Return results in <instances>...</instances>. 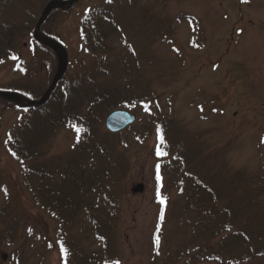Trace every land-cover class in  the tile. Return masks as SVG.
Listing matches in <instances>:
<instances>
[{
	"label": "rangeland",
	"instance_id": "374dc122",
	"mask_svg": "<svg viewBox=\"0 0 264 264\" xmlns=\"http://www.w3.org/2000/svg\"><path fill=\"white\" fill-rule=\"evenodd\" d=\"M50 1L0 0V30H14L0 91L22 84L36 100L50 87L58 59L33 41ZM53 21L69 65L52 115L0 99V264H264V183L249 195L264 180V0H81ZM79 86L83 111L114 93L95 112L101 146L59 119L75 106L61 90ZM118 110L138 118L119 135L105 125ZM38 121L44 156L25 160ZM228 207L251 213L209 222Z\"/></svg>",
	"mask_w": 264,
	"mask_h": 264
},
{
	"label": "trees",
	"instance_id": "16d2710c",
	"mask_svg": "<svg viewBox=\"0 0 264 264\" xmlns=\"http://www.w3.org/2000/svg\"><path fill=\"white\" fill-rule=\"evenodd\" d=\"M63 12L61 11H57L56 13H54L51 17L48 18L47 22L45 23L43 29H42V32L48 36V37H52L54 39H57L59 40V38L57 37V32L53 30V28L51 27V25L54 23V19L56 17H58V15H61ZM3 29H6L3 27ZM7 30V29H6ZM13 29L11 28L9 30V33H7V35H3L4 31L2 32L0 30V41H2V46H3V49L4 48H10L11 47V43L13 42V39H12V33H13ZM60 41V40H59ZM12 48L8 49L11 50ZM8 51L7 53H5V55H8ZM49 52V51H48ZM4 52H2L0 54V57H3L2 55ZM53 56V55H52ZM53 59L56 60L55 56H53ZM48 68V72H49V76H50V80H52L53 76L55 75V72L57 71L55 67H52V65H48L47 66ZM93 80V79H92ZM63 81V80H62ZM94 81V80H93ZM139 85V84H138ZM140 86V85H139ZM136 88V84L134 82H132V86L131 88H129L128 90L132 89L134 90ZM63 89V88H62ZM28 90L31 91L30 89H28L27 86H24L22 84H20L18 87H16L15 89H6V91H11V92H18V93H21L23 94L24 96L30 98V99H35V96L32 94V93H28ZM78 90H81V87H76V88H73V89H63L61 91H66L65 94H63L64 97L68 98V97H71L72 99L74 98V100H70V101H67L65 104H64V108L69 105L70 102H74V105L75 106H71V109L69 112L68 111H62V112H59V119L62 122L66 124H69V123H73V126H76L77 127V124L79 126V124L81 125H85L84 126V129L82 130L84 135L85 136H82L81 135V141L80 143L83 141V143H86L88 144V147H89V138H91V143H92V148H93V145L95 144H98V146H101L100 144L101 143H97V138L95 136H91V131L93 130V128H96V121H95V112L98 110V108L103 105V104H109L110 100L114 98L113 94L114 93H104L102 95H99L97 97V100L90 103V106L87 108V110H84V107L82 106V102H80V98H79V95H78ZM143 94V93H142ZM78 95V96H77ZM127 97L128 99H132V98H136V97H140L141 100L142 98L145 97V93L143 95H134V94H127ZM123 100H125L123 98ZM127 100V99H126ZM51 101V100H50ZM50 101L49 103H47L44 107H41L37 110H34V109H30V110H27L26 112H30L33 116H37V115H40V117H43V118H47L49 117V115H52L50 114V111L52 109L49 108L48 106L50 105ZM11 105V103H10ZM48 112V113H46ZM34 126L36 128H32L31 130L27 131V129L25 128L23 130V133H25V131H27V136L28 137H35V134L36 133H45L44 134V138L42 140H37L35 142V146L32 147V148H28L26 149V147H24V149H22L23 152H21L20 154L24 155L25 156V160H34V159H40V158H43V153H42V148L43 146L45 145V142H46V139L47 137L49 136V133L45 130H43L41 127H42V124H40V121H38V124H34ZM157 128L161 129L162 127L164 128V126L162 124H159L158 126H156ZM154 127V128H156ZM120 134V133H119ZM117 134V135H119ZM111 135V134H109ZM91 136V137H90ZM94 139V140H93ZM12 143H14V141H12ZM33 144L32 143V140L30 141L29 143V146ZM24 146V145H23ZM98 151V149H96ZM164 151L165 153H163L162 157H159L160 159L165 157V156H170L169 154V150L166 149V146L164 148ZM45 153V152H44ZM101 153V152H98V154ZM19 154V152H18ZM19 154V155H20ZM166 162V161H165ZM174 162L180 166L179 168L182 169L183 166L185 164H187V160H186V156H183L181 154H179L177 157L174 158ZM116 165H117V161L114 162ZM67 167V166H66ZM44 167H40V170L37 171V174H41L43 177H45L47 175V173L43 170ZM67 169V168H66ZM64 171V170H63ZM33 176H37L36 175V172L35 170L33 171ZM65 173V172H64ZM30 174V170L28 168H26V171H25V174L26 176H29ZM53 174V177L55 176L54 173H50V175ZM65 174H68V173H65ZM70 175H73L75 176V174H73L71 172ZM52 177V178H53ZM29 179V178H28ZM32 181L31 179H29V182ZM63 181V179H62ZM264 183V180L260 178L259 181H256L254 183V187L252 188L251 187V190H250V193L249 195L251 196H256L257 198H259L263 193L261 192V186L263 185ZM79 187V186H78ZM7 190V189H5ZM204 193H206V195H210V199L213 198L214 200L217 199V195L215 194V191H213L212 189H209V187L205 186L204 189L202 190ZM23 191L22 190H18V194H17V200L16 202L19 204L21 203V199H24L25 197H23ZM197 202L198 203H202L199 207H198V211L200 210H204V208L208 207L206 206V202L203 201V197L201 199V194H197ZM257 201V200H256ZM258 205H259V208H261V204L262 202L259 201L258 199ZM204 203V205H203ZM232 207H228L226 208L225 211H221L220 213L217 214L216 212V209L215 208H211L210 211L211 213L209 214L208 216V219L209 222L211 224H214V220L216 219V221H219L221 220L222 216L224 213H226L225 215V218H228V219H232V217H234L235 219H239L241 218V215L243 214H249L251 213V209L249 207H246V213H244V210L242 211L241 209L239 210V212L235 211L233 208L231 209ZM264 211V210H263ZM219 212V211H218ZM204 217L207 218V215L206 214H203ZM227 220V219H226ZM228 221V220H227ZM206 225H208V223H206ZM248 231H250V226L248 225H244ZM246 233H249V232H246ZM241 236L240 238L242 240H248L251 236H254V235H248V234H245L244 232H241L239 233ZM244 238V239H243ZM246 243V241H244V244ZM261 250H264V249H260V255H259V258L261 257V255H263L264 251H261ZM190 254L189 252L186 253V256L188 257ZM249 254H247L246 256L245 255H242L240 258L243 259V256L245 257H249L251 256V254L248 256Z\"/></svg>",
	"mask_w": 264,
	"mask_h": 264
},
{
	"label": "water",
	"instance_id": "95a60500",
	"mask_svg": "<svg viewBox=\"0 0 264 264\" xmlns=\"http://www.w3.org/2000/svg\"><path fill=\"white\" fill-rule=\"evenodd\" d=\"M80 1L81 0H54L49 2L43 10L36 25L33 35L34 40L48 48L58 59L57 72L50 84V87L47 89L44 95L37 100H30L19 93L0 91V99L13 103L23 109L35 110L44 107L50 101L52 95L57 90L59 83L63 80L68 71L69 60L66 49L56 40L45 36L42 33V27L48 18L56 11H67ZM136 122V115H133L128 111L119 110L110 114L105 125L106 129L110 133L116 134L125 131L130 126H133ZM143 189L144 187L142 185H138L134 188V193H140L143 191Z\"/></svg>",
	"mask_w": 264,
	"mask_h": 264
},
{
	"label": "flooded vegetation",
	"instance_id": "af4514ba",
	"mask_svg": "<svg viewBox=\"0 0 264 264\" xmlns=\"http://www.w3.org/2000/svg\"><path fill=\"white\" fill-rule=\"evenodd\" d=\"M41 45V44H40Z\"/></svg>",
	"mask_w": 264,
	"mask_h": 264
}]
</instances>
